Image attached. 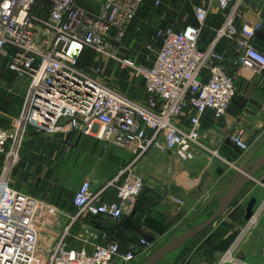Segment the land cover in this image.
I'll return each mask as SVG.
<instances>
[{"label": "built area", "instance_id": "2783aa9c", "mask_svg": "<svg viewBox=\"0 0 264 264\" xmlns=\"http://www.w3.org/2000/svg\"><path fill=\"white\" fill-rule=\"evenodd\" d=\"M97 1L99 9L91 13L76 0H0V58L6 59L7 69L30 79L19 118L9 128L0 126V156L6 157L0 173V264H135L137 256L132 249L122 251L116 236L89 219L119 224L132 213L144 188L135 164L153 147L171 153L174 164L187 163L208 152L210 159H217L227 169L237 171L241 167L209 148L200 129V117L206 110L219 120L236 95L234 75L226 69L223 55L215 50L220 39L233 43L236 64L243 73H264V54L251 44L260 25L245 23L238 27L235 22L240 0H214L223 20L206 48L198 43L200 26L188 25L181 31L158 29L155 35L161 46L150 66L116 55V45L145 0ZM206 13L205 7H194L199 24ZM85 48L118 61L134 78L141 79L143 97L133 99L112 87L95 66L89 73L79 69ZM186 112L188 124H180ZM27 125L51 133L76 131L106 147L135 148L137 156L99 189L94 188V179L83 180L72 199L76 212L68 213L9 185L8 154L19 128L18 145ZM11 138V149L6 152ZM228 140L242 153L250 149L240 129L231 132ZM252 182L264 190V174L255 176ZM107 189L115 191L114 199H102ZM248 195L247 191L242 193L240 203ZM173 198L183 205L181 197ZM263 216L264 194L246 224L238 228L234 242L212 264H254L240 253L241 237ZM59 218H65L61 226ZM47 228H59V232L43 237ZM153 235V240L141 238L137 243L145 255L162 238ZM72 241L80 246H73ZM261 253L264 255V245Z\"/></svg>", "mask_w": 264, "mask_h": 264}, {"label": "crops", "instance_id": "0c3cea01", "mask_svg": "<svg viewBox=\"0 0 264 264\" xmlns=\"http://www.w3.org/2000/svg\"><path fill=\"white\" fill-rule=\"evenodd\" d=\"M76 3L91 13H96L100 5L97 0H76ZM195 6H202L207 10L201 24L196 20ZM235 18L238 27L245 23L260 25L251 38V44L253 48L264 54V0H240ZM222 20L223 15L217 9L214 0H145L136 9L124 38L116 45V55L120 59L130 58L137 64L150 66L161 46V40L155 35L156 31L166 27L181 31L188 25L200 26L198 43L201 48H206ZM215 50L223 55L226 69L234 75L236 95L232 98L227 113L219 120H214L212 111L206 110L200 117V129L203 141L209 148L217 150L220 157L228 161H236L238 165L243 166L249 159L264 152V73L245 72L246 76L236 64L237 52L233 43L227 38L220 39L215 45ZM85 53L90 55L89 51ZM107 61H109L107 62L109 73L106 74L116 77V89L133 99L143 97L144 87L141 79L134 78L131 71L123 69L118 61ZM5 64L6 59L0 58V77L1 70H9ZM18 103L16 98L17 107L22 104V102ZM26 110L20 120L21 124L25 121ZM16 112V107L8 111L11 114ZM187 115L188 112L180 117V124H188ZM2 124H5L0 125L3 128L10 127L9 123ZM237 129L243 131V137L252 147L242 156H237L239 150L228 140V135ZM20 131L19 128L15 144L11 149L10 157L13 159L9 185L17 191L72 214L76 212L72 199L83 180L94 179L96 181L94 188L99 189L112 179L122 166L133 161L137 156L133 152L135 148L121 149L112 145L106 147L94 137L81 135L76 131L62 129L51 133L28 125L24 128L18 145ZM207 153H202L201 156L187 163L174 164L171 153L159 148H151L150 153L139 158L135 164V173L143 178L144 188L136 200L132 213L123 218L120 231L111 227H99L107 229L110 235L116 236L122 251L132 249L140 263L145 254L141 252V247L137 246L138 237L147 239L153 234L170 236L176 229H181L183 220L190 217L187 218L192 207H185L188 198H194L192 195L195 194L197 203L204 202L206 197L210 202L218 203L219 198L230 187L236 170L227 169L217 159H210L211 154ZM3 164L4 158L1 155L0 173ZM203 174L207 176L201 185V191H198L197 187ZM263 174L264 168L256 176L261 177ZM258 189L252 182L242 193L249 192L248 197H255L258 203L259 198L253 194ZM210 194L211 198L208 197ZM174 196L182 198L184 201L182 206L175 202ZM114 198L115 191L107 189L102 199L108 201ZM239 199L240 197L223 215L224 219L231 212L229 217H234L238 209H241L242 203ZM189 219L187 221L190 222ZM262 219L263 217L259 221ZM75 230L77 224L73 227V231ZM58 232L59 228L55 230L47 228L42 235L43 237L46 234L57 235ZM72 245L79 247L80 243L72 241ZM210 252L215 253L212 246ZM190 254L192 253H187L185 258ZM198 256L200 254L196 253V257Z\"/></svg>", "mask_w": 264, "mask_h": 264}, {"label": "rangeland", "instance_id": "374dc122", "mask_svg": "<svg viewBox=\"0 0 264 264\" xmlns=\"http://www.w3.org/2000/svg\"><path fill=\"white\" fill-rule=\"evenodd\" d=\"M88 51L91 56L87 55V53L84 54L82 59L79 60V65H78L79 69L89 73L91 69L94 68L93 66H95V68H98L101 71V76L105 79V81L112 87L116 88L115 86L116 77L106 74V72L109 73V69L107 67V62L109 61L107 60H113L114 62L116 60L111 59L110 57L96 55L91 50L87 49L86 52ZM1 71H2V76L0 77L1 78L0 79V125L3 126L5 124L2 123L11 124L14 120H17L19 118L22 109L21 105L23 104V100L30 79L29 77L26 76L20 77L17 75L16 72L10 70L3 69ZM14 95H17V97ZM19 97H22L23 99H22V104L17 107V105L15 104V99ZM13 107L17 108V112L13 114L8 113V111L9 110L11 111ZM14 134H15V130H14ZM12 141L13 138H11L10 141L8 142L6 152L10 151ZM243 154L244 153H242L240 150L239 152H237V156L238 155L242 156ZM3 158H6L5 155H3ZM257 187L259 188V186ZM253 194L254 196L261 199L263 197L264 190L262 188H259ZM196 196L197 195L193 194L192 197L194 198H188L189 201L187 205H185V207L188 206L192 207V210L189 212V215L187 216V218L189 216L191 217V218L189 217L191 220L188 218L190 222L187 221L188 219L185 218L186 220H183V223L181 224V229L175 230V232H177L176 234L174 232L173 234L167 237H165L166 235H159L162 236V238L157 241L156 248L164 244L167 240H169L172 236H174V234L177 235L183 232L185 229L189 228L190 226H193L199 223L200 221L204 220L214 211V209L217 206V203L215 201L212 203L209 201L210 199L206 197L204 202L197 203L196 201L197 199L195 198ZM211 196H212L211 194L208 195V197L210 198ZM249 198L250 197H248V199L246 198V200L242 203V205L240 206L241 209H238L239 211L237 210L238 212H236L234 217L233 216L229 217L230 214L232 213L230 210L231 213L229 214V216L226 215L225 219L223 218V216L221 217L223 218L224 221L222 220L221 222H218L212 228L209 227L208 229H206L205 231L194 237L192 240H190L188 243H186L184 246H182L183 248H180V250H177L176 252L170 254L158 264H197L201 262L208 263L205 262L206 260L210 261L208 264L214 263L218 259L219 253L216 251L215 253L210 252L211 244H213L218 239V237L226 235L233 229L242 228L246 224V221L244 220V214H245L246 204ZM207 204L210 206H208ZM214 204H216V206H213ZM64 221L65 218L64 219L59 218L57 220L59 226H61L64 223ZM89 221H91L96 227L105 226L120 231L121 222L119 224H114L109 220H101L100 218H90ZM263 227H264V216L261 221H258V223L255 224L253 227L244 231L241 237L240 253H242L243 258H245L247 261L253 262L254 264H264V255L261 253V249L264 245ZM119 231L116 232L118 233ZM143 232L144 231L142 229V233ZM154 236L155 235L150 236V238L147 239L153 240ZM141 238L146 239L142 236L138 237L136 239L137 243ZM189 252H191L192 254H190L188 258H185L186 254ZM196 253H199L200 256L196 257ZM148 255H145V257L141 259L140 263H138L137 260L135 264H142V262L146 260Z\"/></svg>", "mask_w": 264, "mask_h": 264}, {"label": "water", "instance_id": "95a60500", "mask_svg": "<svg viewBox=\"0 0 264 264\" xmlns=\"http://www.w3.org/2000/svg\"><path fill=\"white\" fill-rule=\"evenodd\" d=\"M264 168V152L249 159L248 162L241 166L233 176L232 183L226 192L219 198L214 211L204 220L190 226L183 232L171 237L164 244L154 249L142 264H158L170 254L176 252L194 237L205 231L211 226H214L218 220L227 212L230 206L242 193L244 188L252 182L254 178ZM203 174L198 184V191H201V185L206 178ZM256 198L250 197L245 208L244 220L248 221L253 213ZM239 234L238 229H233L212 245V250L218 253H224L228 250ZM140 250V249H139Z\"/></svg>", "mask_w": 264, "mask_h": 264}, {"label": "trees", "instance_id": "16d2710c", "mask_svg": "<svg viewBox=\"0 0 264 264\" xmlns=\"http://www.w3.org/2000/svg\"><path fill=\"white\" fill-rule=\"evenodd\" d=\"M87 51V49L85 48V49H83V51H82V53H81V55H80V59H82V57L84 56V54H85V52ZM79 59V60H80ZM78 65H79V63H78ZM17 102H19L20 104H21V102H22V98L21 97H19V98H17ZM18 103V104H19ZM128 216V215H127ZM125 217V216H124ZM123 217V218H124ZM123 218L121 219V221L120 222H122V220H123ZM220 237H222V236H220ZM220 237H218V238H220ZM213 244H211V246H212Z\"/></svg>", "mask_w": 264, "mask_h": 264}, {"label": "bare ground", "instance_id": "6f19581e", "mask_svg": "<svg viewBox=\"0 0 264 264\" xmlns=\"http://www.w3.org/2000/svg\"><path fill=\"white\" fill-rule=\"evenodd\" d=\"M11 153L12 152L10 151L9 154H8V158H7V167L6 168H7L8 171L11 169V163H12V159H13V157H10Z\"/></svg>", "mask_w": 264, "mask_h": 264}]
</instances>
